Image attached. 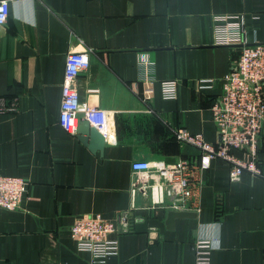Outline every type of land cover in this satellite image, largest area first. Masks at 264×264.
Segmentation results:
<instances>
[{
  "label": "crops",
  "instance_id": "0c3cea01",
  "mask_svg": "<svg viewBox=\"0 0 264 264\" xmlns=\"http://www.w3.org/2000/svg\"><path fill=\"white\" fill-rule=\"evenodd\" d=\"M245 15V39L264 42V0H8L0 27V174L28 180L16 209H0V264H194V242L209 239L210 264H264V124L261 175L228 178L212 158L197 168V210L167 226V209L132 194L134 160L198 161L178 141L184 128L219 140L210 106L238 63V46L213 43L215 14ZM87 51L78 103L108 113L101 151L59 124L66 54ZM150 63V64H149ZM153 79L146 92L143 77ZM163 80H175L165 98ZM147 97L144 98L146 96ZM82 112H78V123ZM78 127V125H77ZM240 154L238 150L233 151ZM131 213L118 251L92 262L69 228L76 217Z\"/></svg>",
  "mask_w": 264,
  "mask_h": 264
},
{
  "label": "built area",
  "instance_id": "2783aa9c",
  "mask_svg": "<svg viewBox=\"0 0 264 264\" xmlns=\"http://www.w3.org/2000/svg\"><path fill=\"white\" fill-rule=\"evenodd\" d=\"M7 1L0 0V27L7 19ZM212 22L214 44L239 47L237 66L223 77L222 91L210 106L219 140L211 143L200 134L178 128L174 131L175 138L194 146L199 152L198 161L184 158L173 162L142 159L131 163L135 173L132 194H150L156 197V204L170 210L198 209L196 199L199 184L195 181V171L198 167H208L212 158H220L228 164L230 181H237L244 171L252 176L262 173L257 149L264 124V42L246 41L245 15L241 13L215 14ZM89 63L87 51H69L66 54L59 124L65 131L75 134L78 112L81 111L83 119L97 126L104 136L113 137L105 109L95 105L79 107L76 79ZM147 73L143 77L146 92L153 82ZM176 85L175 80H163L162 96L174 98ZM235 150L240 154H235ZM27 185L28 180L23 177L0 174V209L18 208ZM132 218L128 210L119 212L114 218L104 217L100 213L79 215L69 228L70 236L78 250L90 253L92 262H103L117 253L116 234L130 231ZM212 248L209 239H197L194 242V264H210Z\"/></svg>",
  "mask_w": 264,
  "mask_h": 264
},
{
  "label": "water",
  "instance_id": "95a60500",
  "mask_svg": "<svg viewBox=\"0 0 264 264\" xmlns=\"http://www.w3.org/2000/svg\"><path fill=\"white\" fill-rule=\"evenodd\" d=\"M77 137L91 151H101L105 144V136L97 126L87 120H80L77 127ZM193 213L189 211L169 210L167 213V226H172L176 217H189Z\"/></svg>",
  "mask_w": 264,
  "mask_h": 264
},
{
  "label": "trees",
  "instance_id": "16d2710c",
  "mask_svg": "<svg viewBox=\"0 0 264 264\" xmlns=\"http://www.w3.org/2000/svg\"><path fill=\"white\" fill-rule=\"evenodd\" d=\"M174 136V135H173ZM194 147V146H193ZM198 151V150H197ZM198 154H199V152H198Z\"/></svg>",
  "mask_w": 264,
  "mask_h": 264
}]
</instances>
